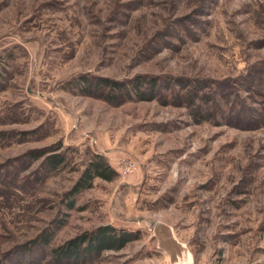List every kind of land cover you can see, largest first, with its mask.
I'll return each mask as SVG.
<instances>
[{"label": "rangeland", "instance_id": "rangeland-1", "mask_svg": "<svg viewBox=\"0 0 264 264\" xmlns=\"http://www.w3.org/2000/svg\"><path fill=\"white\" fill-rule=\"evenodd\" d=\"M102 225L135 238L61 264H264V0H0V264Z\"/></svg>", "mask_w": 264, "mask_h": 264}, {"label": "trees", "instance_id": "trees-1", "mask_svg": "<svg viewBox=\"0 0 264 264\" xmlns=\"http://www.w3.org/2000/svg\"><path fill=\"white\" fill-rule=\"evenodd\" d=\"M107 82H109L111 88L115 86L113 82ZM46 159L47 160L44 164L46 166L45 171H47V174L64 163V156L62 153L50 155ZM116 177V171L108 164L103 155L91 153L84 168L80 171L77 179L74 181L65 196L70 199L81 191L91 188L95 179L110 182L115 180ZM68 206L69 208H73L72 200H70ZM62 224V222H59V227L62 226ZM45 232L30 243L39 242L48 245L51 235L48 233L45 234ZM134 238L135 235L130 232L117 229L110 225H102L90 232L82 233L67 240L63 244L58 245L52 249V254L57 261L59 259V264L62 263V260L74 262L84 261L98 256L105 250L118 251L127 243L134 240Z\"/></svg>", "mask_w": 264, "mask_h": 264}, {"label": "bare ground", "instance_id": "bare-ground-1", "mask_svg": "<svg viewBox=\"0 0 264 264\" xmlns=\"http://www.w3.org/2000/svg\"><path fill=\"white\" fill-rule=\"evenodd\" d=\"M177 264H191V255L188 254L187 257L184 258V261H181Z\"/></svg>", "mask_w": 264, "mask_h": 264}, {"label": "built area", "instance_id": "built-area-1", "mask_svg": "<svg viewBox=\"0 0 264 264\" xmlns=\"http://www.w3.org/2000/svg\"><path fill=\"white\" fill-rule=\"evenodd\" d=\"M127 172H128V170H127Z\"/></svg>", "mask_w": 264, "mask_h": 264}]
</instances>
